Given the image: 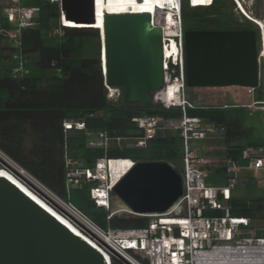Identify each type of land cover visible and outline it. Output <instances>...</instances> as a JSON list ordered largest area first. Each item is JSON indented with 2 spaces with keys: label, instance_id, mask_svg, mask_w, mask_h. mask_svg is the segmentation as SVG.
I'll return each instance as SVG.
<instances>
[{
  "label": "trees",
  "instance_id": "16d2710c",
  "mask_svg": "<svg viewBox=\"0 0 264 264\" xmlns=\"http://www.w3.org/2000/svg\"><path fill=\"white\" fill-rule=\"evenodd\" d=\"M103 1L107 5L122 2ZM128 3L142 1L128 0ZM20 4L36 6L40 11L33 25L22 30L17 43L0 34V151L52 195L71 203L100 228L146 227L147 218L120 216L108 219L110 210L94 205L89 196L92 185L83 179L66 188L64 164L66 160H72L78 168L93 169L96 159L105 154L134 163H167L180 174L176 168L178 162L182 163V142L178 133L165 132L150 140L143 149L112 146L105 151L89 147L88 141L96 138L98 133L111 138L133 137L139 133L133 118L180 119L182 110L165 109L152 100L146 106L129 104L121 87H109L113 90L110 96L102 73L99 31L62 26L57 1L21 0ZM191 5L197 6L192 0ZM249 17L261 21L257 11L250 12ZM180 21L183 34L190 30L253 31L260 53L259 27L237 9L233 0H212L210 5L198 7H191L188 0H180ZM0 24L6 30L11 27L1 13ZM14 55L21 57L26 71L23 76L16 77L12 73L16 65ZM261 73L259 85L253 93V101L258 106H264ZM186 113L198 117L204 126L215 129L213 136L217 138L211 139L223 147L222 157L227 165L232 162L243 165L241 155L244 150L264 149V137L256 135L254 129L246 125L249 114L245 107H196L186 109ZM76 121L84 122L85 130L64 132V122ZM210 170L227 174L226 166L209 169L208 173ZM263 197L261 188L258 196L231 198L228 201L231 214L250 218L252 224H256L255 219L264 220ZM209 215L220 216L221 213L211 212ZM256 225L264 228V222ZM111 264L125 263L112 256Z\"/></svg>",
  "mask_w": 264,
  "mask_h": 264
},
{
  "label": "built area",
  "instance_id": "2783aa9c",
  "mask_svg": "<svg viewBox=\"0 0 264 264\" xmlns=\"http://www.w3.org/2000/svg\"><path fill=\"white\" fill-rule=\"evenodd\" d=\"M56 1L60 6V0H50V3ZM233 1L237 9L251 20L250 14L244 9L247 5L246 0ZM20 2L21 0H0V13L11 26L6 30L0 24V34L14 43H17L22 30L33 25L40 11L36 6H21ZM188 2L191 7H195L191 5L190 0ZM63 19L61 12L62 26ZM172 19L174 27L171 33L166 32L165 26L151 20L152 26L160 28L162 32L164 71L163 87L151 94V100L165 109L172 107L181 109V118L163 120L159 117H135L132 121L139 132L138 135L111 138L105 133H98L96 138L88 141V146L104 150L112 146L118 149L122 147L143 149L150 140L165 132L178 133L182 142L183 169L180 173L182 194L177 206L169 212L147 217L149 223L144 228L104 230L71 203L61 201L40 186L59 201L62 208L68 212V215L64 216L80 231L82 239L103 256L105 264H111L112 256L125 264H264V228L254 227L250 218L232 215L228 206V201L232 198L231 192L238 185V172L264 170V149L244 150L241 155L243 165L236 162L228 164L226 168L228 177L223 186L207 184L206 169L217 165L218 160L210 155L201 154L203 148L200 143L207 139L213 128L204 126L198 117H189L186 113V109L196 107L185 99V53L180 0H177L176 8L172 10ZM13 59L16 60L13 75L19 77L26 74L21 57L14 55ZM258 62L260 64V57ZM106 87L109 88L107 85ZM170 88H174V99L167 95ZM240 89L247 96H251L253 105H257L253 101V88ZM109 91L112 96L113 90L109 88ZM225 107L228 106H223ZM62 127L64 132L85 130L82 121L64 122ZM211 151L214 150L210 149L209 152ZM123 162H129L131 166L134 164L131 160L111 158L105 154L96 159L93 169H81L76 166L75 161L66 160L65 186L68 188L79 184L82 179L85 180L92 185L89 196L94 205L110 210V192L131 168L118 179L115 168ZM0 165L15 176L16 173L12 169L16 167L20 173L33 179L1 151ZM260 185L264 190V182ZM262 207L264 208V197ZM177 210H180V213L176 214ZM211 212H219L221 215L211 216L209 215ZM111 215L110 213L108 219ZM243 254L249 256L243 259Z\"/></svg>",
  "mask_w": 264,
  "mask_h": 264
},
{
  "label": "water",
  "instance_id": "95a60500",
  "mask_svg": "<svg viewBox=\"0 0 264 264\" xmlns=\"http://www.w3.org/2000/svg\"><path fill=\"white\" fill-rule=\"evenodd\" d=\"M74 28L99 30L105 84L121 87L129 104L146 106L164 84L162 32L148 13L104 14L97 26L95 0H60ZM260 29L264 44V0ZM71 27V26H69ZM263 27V28H262ZM188 88H257L256 36L250 30H190L183 34ZM181 175L159 161L136 162L110 192L112 218H147L174 209ZM180 210L176 211V214ZM0 264H105L103 256L16 184L0 176Z\"/></svg>",
  "mask_w": 264,
  "mask_h": 264
},
{
  "label": "rangeland",
  "instance_id": "374dc122",
  "mask_svg": "<svg viewBox=\"0 0 264 264\" xmlns=\"http://www.w3.org/2000/svg\"><path fill=\"white\" fill-rule=\"evenodd\" d=\"M246 4H247L246 9L245 8L244 9L248 14H250V12L253 14L254 12L257 11L259 16L261 15V0H259L257 4L255 3L254 0H246ZM262 64H263L262 60L260 59L259 72L260 71L262 72L261 76L263 77L264 67ZM185 99L191 102L196 107H209V106L218 107L224 104L227 105L228 107H233V105H238V104L243 105L244 107L250 106L249 109L247 110L249 114V118L246 121V125L248 127H252L256 135L261 134L264 137V106L253 105L251 96H247L245 92L240 88L231 87V88H224L222 90H218V89L199 90L195 88L186 87ZM209 137L212 139L217 138L213 135H210ZM216 142L217 141L214 140L212 142L211 140L210 142H208L206 146L202 145L203 151L205 153H209L210 149L222 150L221 147H218V143L216 144ZM206 149L208 151H205ZM1 168L2 166L0 165V169ZM176 168L181 173L183 169L182 163L178 162ZM12 170L13 172L16 173L17 177L23 180L24 183H26V185H28L32 189L34 193H36L40 198H42L55 211H57L59 214L61 213L62 216L66 218L64 214L68 215L67 214L68 212L62 208L59 201L54 199L46 190L42 189L43 186L39 182H37L35 179L29 178L27 175H23L16 167H14V169ZM251 175L255 177L254 180L256 179L257 182L258 181L259 183L264 182V170H261L256 173L251 172ZM209 180H211V177L207 180V184L208 183L211 184V181ZM216 185L219 184L216 183ZM255 220H256L255 222H264V220L262 219H258V220L255 219ZM254 227H256V225Z\"/></svg>",
  "mask_w": 264,
  "mask_h": 264
},
{
  "label": "bare ground",
  "instance_id": "6f19581e",
  "mask_svg": "<svg viewBox=\"0 0 264 264\" xmlns=\"http://www.w3.org/2000/svg\"><path fill=\"white\" fill-rule=\"evenodd\" d=\"M142 3H128V0H122V2L118 4H105L103 0H95V9H96V16H97V26L101 30L102 26V19L104 14H116V13H148L151 15V18L166 28L167 33H171L173 31L174 23L172 19V10L176 8L177 0H139ZM193 3L197 6L202 5H209L211 0H192ZM191 2V0H190ZM157 10V12H156ZM164 10L165 12H161ZM252 19V18H251ZM253 18L252 20H254ZM260 25V20H256ZM63 25L66 27L74 26L73 23L66 21L63 19ZM262 26V25H261ZM263 28V27H262ZM99 31V30H98ZM260 54L259 57L262 60V65H264V44L263 41L260 43ZM173 89L170 88L168 90L167 95L170 99H174ZM131 165L129 162L119 163L115 170L117 171L118 179L130 168ZM119 173V174H118ZM0 176H4L8 178L11 182L16 184L21 190H23L27 195H29L33 200H35L38 204H40L43 208H45L48 212L54 215L60 222H62L65 226H67L71 232H73L78 237H81L80 231L76 229V227L69 222L66 218L60 215L57 211H55L52 207H50L42 198H40L36 193L32 191V189L24 184V182L14 174L6 171L5 169H0ZM84 240V239H83ZM249 255L243 254V259H246Z\"/></svg>",
  "mask_w": 264,
  "mask_h": 264
},
{
  "label": "crops",
  "instance_id": "0c3cea01",
  "mask_svg": "<svg viewBox=\"0 0 264 264\" xmlns=\"http://www.w3.org/2000/svg\"><path fill=\"white\" fill-rule=\"evenodd\" d=\"M191 103V102H190ZM192 104V103H191ZM223 106H227V105H222V106H218V107H223ZM233 106H239V107H244L243 105H233ZM196 107V106H195ZM250 106H246V110L249 109ZM257 113V112H256ZM190 117V116H189ZM213 128V127H212ZM213 130L215 131V129L213 128ZM210 132V135H214V132ZM208 141H211L212 139L210 137L207 138ZM207 141V142H208ZM206 141L205 142H201L200 145H204L206 146L208 143ZM213 142V141H212ZM217 144V143H216ZM216 146V145H215ZM218 147H221L218 145ZM223 149L222 150H214L211 151L209 153H205L204 151L201 152L204 153L205 156L210 155L211 157L217 159L218 160V164L212 167H208L209 169H218L221 168L222 166H226L227 168V163L226 160L222 157V153H223ZM239 164V163H238ZM206 170H209V169ZM251 172L256 173L254 171L251 170H240L238 172V185L235 189L232 190L231 194H232V198H237V197H254V196H258L261 194V185L260 183H258L256 181V179L254 180V176L251 175ZM227 173V171H226ZM207 180L211 177V184L212 186H223L226 182V178H227V174H219V173H213L212 170L209 171ZM216 183H218L219 185H216ZM258 222H256L257 224ZM254 224V223H253ZM254 224V225H256ZM257 227V225H256Z\"/></svg>",
  "mask_w": 264,
  "mask_h": 264
},
{
  "label": "clouds",
  "instance_id": "9594fccd",
  "mask_svg": "<svg viewBox=\"0 0 264 264\" xmlns=\"http://www.w3.org/2000/svg\"><path fill=\"white\" fill-rule=\"evenodd\" d=\"M211 2H212V0H211ZM211 2H210V4H211ZM210 4H209V5H210ZM202 6H205V5H202ZM206 6H208V5H206ZM195 7H198V6H195ZM251 20H252V19H251ZM251 20H250V21H251ZM65 27H66V26H65ZM260 72H261V71H260ZM260 72H259V73H260ZM259 77H260V74H259ZM263 83H264V76H263Z\"/></svg>",
  "mask_w": 264,
  "mask_h": 264
}]
</instances>
